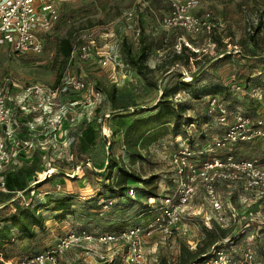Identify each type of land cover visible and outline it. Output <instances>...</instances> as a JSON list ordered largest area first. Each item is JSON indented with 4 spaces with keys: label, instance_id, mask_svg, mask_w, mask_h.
<instances>
[{
    "label": "rangeland",
    "instance_id": "1",
    "mask_svg": "<svg viewBox=\"0 0 264 264\" xmlns=\"http://www.w3.org/2000/svg\"><path fill=\"white\" fill-rule=\"evenodd\" d=\"M61 7L60 20L46 36L40 54H18L7 46L0 47V87L6 78L22 84L54 85L62 72V56L58 53L60 40L71 35L75 42L83 33L105 28L114 29L121 38H127L134 51L143 30L149 45L146 64L157 69L145 79L129 67L121 81L115 83V76L104 72L96 62L75 60L74 73L86 82L87 89L80 93L70 91L59 99L64 104L78 100L74 109L77 117L73 123L65 121L57 131L47 134L34 125L38 114L23 115L17 110V105L24 100L22 91L11 92L12 105L20 120V138L30 141L23 150L19 167L37 157L41 171L31 179L30 185L51 179L20 198L31 206L48 203L39 210L45 220L44 228H35L34 237H17L6 245L2 258L5 256L8 264H23L27 257L54 247L70 231L79 228L100 235L149 224V216L154 215L158 207L139 190L143 184L130 182V186L138 188L133 196L128 195L118 202L111 198L107 185L113 181L105 177L110 156L119 161L120 167L134 170L145 179L154 177L148 189L156 190L160 198L174 194L172 159L185 148L199 150V162L233 155L240 160L256 159L264 166V139L230 144L212 151L214 141L223 136L225 126L218 123L217 114L208 113L209 100L214 97L222 107L238 108L252 118L264 117V0H199L192 13L203 19L209 15L210 27L209 33L204 29L199 35L181 30L173 32L160 26L161 18L170 9L168 0H73ZM130 11L133 16L128 18L126 13ZM182 47L197 53L195 58H190L187 67L175 63V55ZM201 71L202 76L194 81ZM96 84L109 95L99 92ZM113 87L118 89L114 93ZM220 87H223L222 92L217 91ZM167 91L175 92L170 102L179 121L184 123L192 118L199 122L198 126L182 125L189 135L185 140L178 136L176 124H170L167 134L147 148H140L138 144V152L132 156L124 146L125 129L118 128V117L125 115L126 120H130L153 115L157 110L149 109L163 100ZM92 120L97 122L94 143L81 152L78 150L79 128ZM80 152L82 155L77 157ZM81 157L91 159L74 167ZM7 170L9 168H3L0 177H5ZM216 186L227 216V228L232 229L230 237L241 234L245 223L250 221L249 212L253 214L248 228V235L253 238L248 241L252 243L255 260L264 264V199L255 200L254 192L243 191L238 184L220 182ZM18 197V190L9 192L0 188V209ZM63 199L70 200L69 209L54 210L56 204L52 201ZM106 200H112L113 204L105 208ZM234 208L247 219L231 222L228 214ZM5 213L0 212V219ZM211 221L217 222L216 214L201 191L190 203L173 238L165 239L158 234L144 238L150 264H155L160 257L169 263H178L181 248L186 246L194 251L204 237V229L212 226ZM235 243L238 242L232 243L228 238L222 241V247L235 256L234 251L238 254L242 251L234 247ZM90 247L106 255L108 262L96 260L82 248L72 247L60 256L61 263L125 264L119 256L125 251L121 247L97 243Z\"/></svg>",
    "mask_w": 264,
    "mask_h": 264
},
{
    "label": "built area",
    "instance_id": "2",
    "mask_svg": "<svg viewBox=\"0 0 264 264\" xmlns=\"http://www.w3.org/2000/svg\"><path fill=\"white\" fill-rule=\"evenodd\" d=\"M168 1L170 9L160 20L162 28L171 31L181 30L190 35H199L204 29L210 32L209 15L203 19L192 13L199 0ZM126 16L131 18L133 12H127ZM59 20L60 11L51 0H0V47L7 46L18 54H40L44 49L46 36L52 33ZM78 59L82 62L88 60L96 62L104 72L115 76V83L121 81L129 69L122 57V38L114 29L105 28L97 32L83 33L75 39L58 84L51 86L38 83L22 84L6 78L0 87V171H3V168L19 167L23 150L30 145L29 140L20 138V120L12 105L11 92L19 89L24 94L23 102L17 105V110L21 114H38L34 124L36 128H42L46 134L55 132L63 122L75 121L77 115L74 109L79 104L78 100L64 104L60 102L59 96L70 91L80 93L87 89L86 82L78 78L73 70L72 63ZM208 113L217 114L218 123L225 126L223 136L214 141L212 151L226 148L230 144L264 139L263 116L252 118L238 108L222 107L214 97L209 100ZM198 154V151L185 148L173 155L174 194L150 198L158 209L154 215L149 216L150 221L146 226L104 232L100 235L79 228L70 231L54 247L27 257L23 264H62L60 256L72 247L82 248L96 260L99 258L101 262H108L106 255L99 254L90 247L93 243L125 249L123 254L119 255L125 264H150L143 244L144 238H151L154 234L165 239L173 238L190 203L199 192L204 191L216 214L217 222L224 228L229 225L226 223L223 201L216 188L218 183L238 184L243 191L254 192L258 198L264 197V166L256 159L240 160L233 155H227L225 158L199 162ZM34 187L30 185L27 191L33 193ZM0 188L5 190L4 176L0 177ZM27 191L20 192L18 198L24 196ZM133 193L134 191H130L129 195L133 196ZM119 199L113 201L118 202ZM113 201L106 200L104 207L112 205ZM252 217L253 214L249 212L250 221L245 223L241 233L245 237L234 245L238 250L242 248L239 254L234 251L236 254L234 256L223 247H213L206 260L193 264H261L255 260L252 243L248 241L253 238L248 235ZM228 218L233 223L240 221L241 218L247 219L245 215H240L236 208L229 211Z\"/></svg>",
    "mask_w": 264,
    "mask_h": 264
},
{
    "label": "trees",
    "instance_id": "3",
    "mask_svg": "<svg viewBox=\"0 0 264 264\" xmlns=\"http://www.w3.org/2000/svg\"><path fill=\"white\" fill-rule=\"evenodd\" d=\"M138 48L136 51L133 50L132 45L128 42L127 38H122V57L124 61L128 64L129 67H132L133 71L137 73L139 76L147 79L148 74L155 73L156 68H150L146 64L147 60V53L149 51V45L147 43V36L143 30L139 33V39H138ZM74 46V39L71 35H69L66 38H63L59 42L58 47V53L62 56L61 61V69L62 72L65 69L67 62L69 60V57L71 55V51ZM188 52V55L184 56L185 53ZM177 59H175V63H180L181 65L188 66L190 58H195L197 56L196 52H190L186 47H182L180 53L175 55ZM252 58L255 56L250 55ZM72 66L74 64L72 63ZM79 68V67H78ZM62 72L59 74L55 84L59 83L60 77ZM79 72L76 70V74ZM203 71L199 72L195 77V80H198L200 76H202ZM190 84V83H188ZM156 86V84L154 83ZM190 86V85H185ZM96 89L99 92L104 93L105 95H109V93L100 87V85L96 84ZM113 93L118 90L115 87H113ZM223 87H220L218 89V92H222ZM170 91H167L164 93V99L161 100L157 105H155L153 108H150L149 110L155 111L156 113L149 117H140L135 119L126 120L125 115H121L118 117V128L119 129H125L124 133V146L127 149L129 153L134 156L138 152V144H140V148H147V146L151 143L156 142L160 137L167 134L170 124H176L177 134L182 139H188V131L185 129H182V125H194L197 127L198 121L192 118H187L184 123H181L179 121V115L176 112L175 107L171 104L170 98L173 96L175 92L171 91L172 93H169ZM111 94V93H110ZM123 108V107H120ZM119 109V108H117ZM97 123L96 121L92 120L89 123H84L79 128V134H80V146L78 150L81 152L89 145H92L94 143V125ZM200 126V125H199ZM149 136V137H147ZM192 143V142H190ZM193 145V144H192ZM190 149L194 151H199L196 149H193L192 147H189ZM76 154L77 157L81 156L82 153ZM134 158V157H132ZM90 157H81L78 161L74 164V167H77L80 163L86 162L90 160ZM40 170L39 168V161L38 158L35 157L27 163L26 165L20 166L19 168H10L5 172V181L4 186L5 190L7 191H19L24 192L27 191V189L30 187V181L31 179L38 173ZM107 180H112L109 185H107V189L112 193V199H119L122 197H126L129 195L130 191H134L135 189L138 190V188L132 187L129 185L130 182L134 183H140L143 184V188L139 189L145 194L148 195V198H160L159 194L156 190L148 189L153 180V178H143L139 173H137L134 170H128L124 167H120L119 161L115 159L114 157L110 156L109 163L107 165L106 169V175ZM51 179V178H50ZM50 179H47L45 181H42V183L49 181ZM42 183H39L35 185L34 188H37ZM29 192L27 191L25 195H27ZM15 198L12 197L10 199L13 200ZM56 205L54 207V210L56 211H63L64 209H69L70 200L63 199L60 201H52ZM48 203H38L35 206H31L24 204L20 198L12 201L7 206H4L2 209H0V212L5 213V215L0 219V255L4 253L3 250L10 242L14 241L17 237H34L35 236V228H44V217L39 212V210L46 206ZM211 227L204 229V237L200 241V243L197 244L196 249L193 251L190 250L189 247L183 246L180 250V258L178 263L174 264H193L196 262H201L203 260H206L213 247H222V241L229 238V241L233 242H239L242 239H244V234H238L235 237H230L231 235V228H224L216 221H211ZM84 229V228H83ZM118 231V230H116ZM15 232L18 233V235H15ZM91 233V232H90ZM0 264H8L7 259L5 256L2 258L0 257ZM155 264H172L169 263L164 257H160L158 261H156Z\"/></svg>",
    "mask_w": 264,
    "mask_h": 264
},
{
    "label": "crops",
    "instance_id": "4",
    "mask_svg": "<svg viewBox=\"0 0 264 264\" xmlns=\"http://www.w3.org/2000/svg\"><path fill=\"white\" fill-rule=\"evenodd\" d=\"M54 4H56L57 5V7H58V9H59V11H60V9L62 8L61 6H62V4H64V3H67V2H70V1H63V0H51ZM71 1H73V0H71ZM177 31H179V30H177ZM173 32H175V31H173ZM50 35V34H49ZM46 40V39H45ZM253 195L255 196V200H261V199H264V197L263 198H258L256 195H255V193H253ZM3 252H4V250H3ZM5 254H6V252H4ZM2 257V256H1Z\"/></svg>",
    "mask_w": 264,
    "mask_h": 264
}]
</instances>
